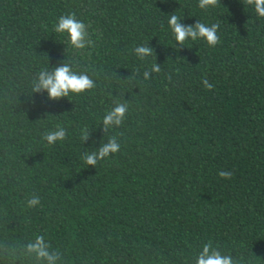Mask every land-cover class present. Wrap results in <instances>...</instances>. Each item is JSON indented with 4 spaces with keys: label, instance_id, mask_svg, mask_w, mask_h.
I'll use <instances>...</instances> for the list:
<instances>
[{
    "label": "trees",
    "instance_id": "trees-1",
    "mask_svg": "<svg viewBox=\"0 0 264 264\" xmlns=\"http://www.w3.org/2000/svg\"><path fill=\"white\" fill-rule=\"evenodd\" d=\"M198 4L0 0V243L44 235L60 264H195L211 241L264 264V18L245 0ZM70 13L89 26L94 47L77 52L55 32ZM172 14L185 25L218 23L220 42L180 47ZM147 44L155 56L140 60L134 48ZM62 62L97 87L59 101L32 92L38 72ZM154 62L161 72L144 80ZM116 100L128 103L127 118L104 133ZM57 126L68 138L49 145L42 134ZM112 136L118 153L96 167L81 159ZM32 195L41 202L28 208Z\"/></svg>",
    "mask_w": 264,
    "mask_h": 264
},
{
    "label": "clouds",
    "instance_id": "clouds-1",
    "mask_svg": "<svg viewBox=\"0 0 264 264\" xmlns=\"http://www.w3.org/2000/svg\"><path fill=\"white\" fill-rule=\"evenodd\" d=\"M247 5L254 6L255 12L259 17L264 18V0H245ZM220 4V0H199L198 7L207 11L209 8H216ZM176 44L184 47L185 42L203 40L209 47L214 48L220 42L218 29L220 25L213 23L210 26L197 20L194 25H185L181 23V19L172 14L168 21ZM88 25L78 20L75 13L61 15L58 22L54 24L56 33L67 34L68 43L72 49L82 52L86 48L95 46V41L90 38ZM179 50V49H177ZM136 56L140 60L155 56L154 49L147 45H140L134 48ZM161 66L154 62L150 68L143 72V79L149 80L153 73H160ZM140 75L139 69L132 73L131 78ZM202 84L206 90L211 91L214 85L207 78L202 79ZM97 87L93 78L87 72H77L71 63L62 62L60 65L48 69H41L32 81V92H47L49 100L59 101L61 98L69 97L70 94L81 95L89 92ZM129 105L127 102L120 100L114 101V107L109 110L104 118L102 130L104 133L110 129L120 127L127 118ZM91 133L87 127L80 130L79 138L82 142L89 140ZM42 138L49 145L56 142H63L68 138L65 128L57 126L55 130H50L42 134ZM121 144L116 136H112L106 143L91 153L85 152L81 159L88 165L96 167L98 161L105 160L112 154L120 151ZM222 179H230L231 172L221 170L218 172ZM40 197L32 195L27 200V207L34 208L40 205ZM62 252L59 249H52L50 243L45 241L44 235H37L34 240L27 244H11L9 242L0 243V257L11 259L14 264L16 261H22L27 258L32 260L34 264H60L62 260ZM195 264H244L243 257L239 260L234 259L230 254H222L219 245L214 246L211 241L204 243L201 250L195 257Z\"/></svg>",
    "mask_w": 264,
    "mask_h": 264
}]
</instances>
